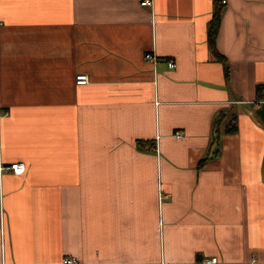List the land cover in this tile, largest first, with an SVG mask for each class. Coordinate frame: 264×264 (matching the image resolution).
<instances>
[{
	"label": "crops",
	"instance_id": "crops-1",
	"mask_svg": "<svg viewBox=\"0 0 264 264\" xmlns=\"http://www.w3.org/2000/svg\"><path fill=\"white\" fill-rule=\"evenodd\" d=\"M0 20V264L264 262V0H0Z\"/></svg>",
	"mask_w": 264,
	"mask_h": 264
},
{
	"label": "built area",
	"instance_id": "built-area-1",
	"mask_svg": "<svg viewBox=\"0 0 264 264\" xmlns=\"http://www.w3.org/2000/svg\"><path fill=\"white\" fill-rule=\"evenodd\" d=\"M221 1L224 2L225 0H221ZM140 3L143 5H151L152 0H140ZM0 23H1V20H0ZM144 58L147 61H154L155 55L151 53L150 51H147L144 53ZM166 63L169 67L175 66V62L170 58L166 60ZM75 80L77 83H86L88 81V76L86 73H78L75 75ZM260 91H261V96L254 100L255 106H258L259 104L264 102V82L261 84ZM174 135L177 137H182V131L175 130ZM7 167L11 169L14 174H21L25 170V164L22 161L10 162ZM1 168H2V165L0 166V169ZM258 263H264V262L259 261L257 257L252 256L249 260L243 261L240 264H258ZM59 264H80V262L77 257L66 255L62 257ZM161 264H164V263H161ZM171 264H221V262L216 255H204L193 261L178 262V263H171Z\"/></svg>",
	"mask_w": 264,
	"mask_h": 264
},
{
	"label": "trees",
	"instance_id": "trees-1",
	"mask_svg": "<svg viewBox=\"0 0 264 264\" xmlns=\"http://www.w3.org/2000/svg\"><path fill=\"white\" fill-rule=\"evenodd\" d=\"M220 18H221V10L219 7H216L213 10L212 16L208 22L207 42H208V44H209V46L213 52L214 57L216 59L222 61V60H224V57L215 48V38L217 35ZM236 129H237L236 124L234 122H231L225 126L224 132H226V133L235 132ZM213 130H214V128H213ZM214 138L216 139V136H214ZM203 161H204V159H203ZM203 161L199 160L198 165L201 166Z\"/></svg>",
	"mask_w": 264,
	"mask_h": 264
}]
</instances>
